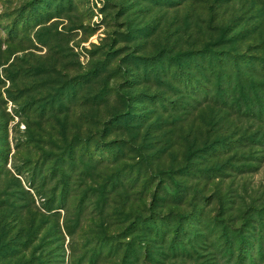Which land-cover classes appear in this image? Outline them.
<instances>
[{
	"label": "rangeland",
	"instance_id": "1",
	"mask_svg": "<svg viewBox=\"0 0 264 264\" xmlns=\"http://www.w3.org/2000/svg\"><path fill=\"white\" fill-rule=\"evenodd\" d=\"M207 45L254 56L241 83L230 74L228 102L206 96L212 72L207 92L183 91L180 104L178 90L138 82L143 67L130 75V53L167 62ZM139 91L171 99L161 119L101 134L125 109L121 92ZM99 136L115 156L82 149ZM70 148L75 164L60 176L55 159ZM255 223L264 227V0H0V264H252L251 254L264 264L237 249L236 233L252 241Z\"/></svg>",
	"mask_w": 264,
	"mask_h": 264
},
{
	"label": "trees",
	"instance_id": "2",
	"mask_svg": "<svg viewBox=\"0 0 264 264\" xmlns=\"http://www.w3.org/2000/svg\"><path fill=\"white\" fill-rule=\"evenodd\" d=\"M172 55H168V60L166 62L164 56L161 54H155L151 56H137L130 53L129 60H135V67L132 69V72H130V75H133V72L140 69V67H143V74L144 77L137 74L135 75L137 79H139L138 82H141V80L148 81L150 83H153L157 88H159L160 84L167 85L168 88L172 90H178L181 95L180 98H177L174 100L177 102V104H180V100L183 101L185 96L183 91H197L198 93H192V94H199L201 91L203 93L207 92V84L203 81L206 80L205 78L209 76V73L212 72L214 75H216V82L214 86L212 87L214 90V94L208 92L207 94L208 98H212L217 100H221V102H228V99L223 98V92L226 91V94L230 96V98L235 97L236 87L238 86L236 84L237 81L240 83L242 82V71H241V65L244 64L245 66H251L253 63L254 56L246 53L241 54H231L228 51H225L223 49H217L213 47L212 45H207L204 49H187V50H177L176 52L171 53ZM173 59L172 61L170 60ZM167 64V65H166ZM125 69V68H124ZM123 69L122 75H125L126 72ZM208 72V73H206ZM163 73L166 77H168L169 80H163L161 79L163 76ZM235 73L237 81H233L231 79L230 74ZM142 77V78H141ZM231 79V80H230ZM173 82L176 83V85ZM224 82L229 83L231 85V89L224 88ZM179 84V85H178ZM243 86V85H241ZM229 91V92H228ZM120 93V91H118ZM121 94L124 97L125 102V109L122 111H117L115 113H112L108 119L104 121V126L101 129L100 133L105 134L106 131H111L112 128L109 127L116 125L120 127H125V129H131L134 126H140L142 122H145L146 120H149L152 118L156 113L157 116L155 117V121H158L161 119L162 115L160 114V108L163 107L166 108V103H170L171 99H167L164 97L162 93L159 91L151 92L150 94L145 93L144 91H139L137 93H124L121 92ZM189 94V93H188ZM242 95V97L240 96ZM240 97H237L236 100L239 103H237L238 106L244 107L245 111L250 110L249 108L254 107L251 104V100L249 97H245L244 93L239 94ZM120 97V96H119ZM193 98V97H190ZM179 99V100H178ZM194 99V98H193ZM234 99L232 102H234ZM241 99H243L241 101ZM177 106V105H175ZM257 114L259 115L261 112L260 107L257 109ZM154 121V122H155ZM153 122V123H154ZM152 123V122H151ZM150 123V124H151ZM131 131V130H130ZM122 140V139H121ZM128 140V139H127ZM127 140L125 142H127ZM219 139H215L213 143H210L207 148L205 149V153L209 151V149L213 150V144L217 143ZM115 145L121 149L124 148V145L121 141H114ZM128 143V142H127ZM73 148V147H72ZM72 148H70L72 150ZM106 148V149H105ZM112 148L111 145H108V142L105 141L101 136H99L95 141L93 147L90 149L89 143L85 145V147H82L85 152L92 153L96 152L94 154L97 155V159L100 158H109L111 156L115 155H105L101 152L102 150H107ZM118 149V150H119ZM108 151V150H107ZM72 154H68V158H63L62 156L55 159V162L58 164L57 168H59V174L60 176H64L65 173V167H71L75 164V155L74 150H72ZM100 152V153H99ZM122 152V151H121ZM92 155L89 156V159H92ZM94 158V157H93ZM83 163L88 164L86 161H83ZM54 163V162H53ZM171 180L174 182L173 184H180V182L174 180L173 177H170ZM62 179V178H60ZM146 180V179H145ZM61 181V180H60ZM66 182V179H65ZM63 185V183H62ZM56 190L53 191V195H55ZM67 189L66 187L61 188V192L57 197V200L59 202L57 203V206H59L60 203L63 202L64 198H66L67 195ZM197 191L193 192V198L194 195H196ZM193 210L188 211L187 213H181V216L187 217L188 214L193 213L194 210H197V203H192ZM180 214V213H179ZM154 221L156 219H153ZM179 229V228H178ZM177 230V229H176ZM264 227L262 226V223H255L251 224L250 228L247 229L249 231V234L247 237H252V241L250 239H244L243 233L241 231L237 232L236 235L238 236V239L240 240V243L237 246V249L241 252V255H243L244 252L247 251V249H244V247H250L253 250H257L256 255L259 259H262L264 257V237L263 234ZM188 234H192L191 232ZM200 234L196 231L192 235L187 236V240L189 244L191 242H197L200 239ZM258 238V239H257ZM257 242V244L255 243ZM247 244V246L245 245ZM175 248L177 246L173 244ZM179 247V246H178ZM182 250H185L184 244H181L180 247ZM229 250L231 251V255L233 252L232 245L229 246ZM253 253V252H252ZM252 256V264H254V255ZM243 258V257H241ZM244 259L237 260L235 264H244Z\"/></svg>",
	"mask_w": 264,
	"mask_h": 264
}]
</instances>
